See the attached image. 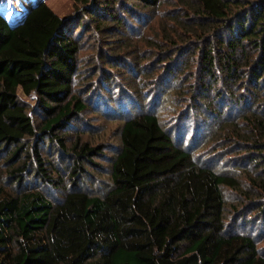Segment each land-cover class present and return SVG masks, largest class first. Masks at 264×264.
<instances>
[{"label":"trees","instance_id":"16d2710c","mask_svg":"<svg viewBox=\"0 0 264 264\" xmlns=\"http://www.w3.org/2000/svg\"><path fill=\"white\" fill-rule=\"evenodd\" d=\"M26 3L0 0V264H264V0Z\"/></svg>","mask_w":264,"mask_h":264},{"label":"rangeland","instance_id":"374dc122","mask_svg":"<svg viewBox=\"0 0 264 264\" xmlns=\"http://www.w3.org/2000/svg\"><path fill=\"white\" fill-rule=\"evenodd\" d=\"M27 2L26 5L28 6L29 4H31V2H34V1H37V0H23V2ZM39 1V0H38ZM17 3V2H16ZM15 2L12 3V1H9L8 4L5 6L6 8L5 9H8L9 8V12L10 11H14L15 8L17 7ZM46 3L51 7V9L56 12L59 16H65L67 15L69 12H71L72 10V0H46ZM12 6V7H11ZM23 9L20 7V5H18V7L16 8V12L17 13H21ZM18 19V18H17ZM128 22H132L131 20H129L127 18ZM100 35H96L94 38H93V41L91 42L92 45L94 44H97V43H100L98 40H100ZM92 39V37H90V40ZM87 53V52H86ZM81 57H84V55H80ZM85 58L87 57H84V60ZM97 59V58H96ZM92 61H93V58H89V60L86 62V65L87 66H91L92 65ZM95 62L99 65V67L101 66H108V64H106L105 62L104 63H101L102 60H99L96 61L94 59L93 61V64H95ZM97 66V65H96ZM95 68V67H94ZM114 68H113V71L114 72ZM18 96H19V99L21 100V102L28 106V107H34L35 104H36V98H35V95L34 94H30V95H25L23 94L22 92L19 91L18 93ZM179 105H183L181 102L177 103V105L174 107L176 108V112H175V116L174 117H171L169 118V111L168 110H165L164 111V115H163V119L165 120V123H168V124H171L173 122H177V119L179 120V115H181V112L178 114L177 116V112L181 109L179 107ZM171 106V105H170ZM214 106V105H212ZM101 109H103V107L99 108V107H94V108H91L88 112H87V115H86V118L88 120H91L93 121V128H90V129H86V131H88L89 135H92L94 133H98L99 137H102L103 138V141H106L107 143H112V144H116L114 142L117 141V138H118V135H117V129L116 126H117V123H109L107 121H105L104 117H99L100 115V111H102ZM97 111V113H96ZM192 114H193V111H192ZM198 114V113H195V115ZM176 118V119H175ZM175 119V120H174ZM168 121V122H167ZM190 124V123H189ZM190 126V125H189ZM85 131V132H86ZM112 146H115V145H112ZM216 147V145H215ZM214 147V148H215ZM207 149H205L204 151V154L203 156L206 158L207 156H210L212 155V150L214 149H210L211 146H208L206 147ZM209 149V150H208ZM208 150V151H207ZM210 153V154H209ZM97 162V161H96ZM99 165H101V163H99ZM102 166V165H101ZM94 167L93 168V171L91 170L90 171V174H91V177H88V179H90V181H95V182H103V180L106 182L107 181V178H106V168H103V167ZM233 195V194H232ZM235 200V199H234ZM226 202L227 203H230L231 202V197L229 195V193H226ZM231 204H234L231 202ZM264 244V242L262 243Z\"/></svg>","mask_w":264,"mask_h":264}]
</instances>
